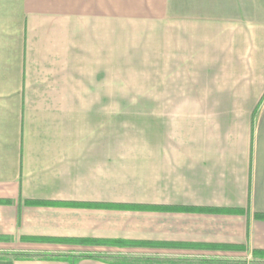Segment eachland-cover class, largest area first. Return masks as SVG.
Returning <instances> with one entry per match:
<instances>
[{
  "label": "crops",
  "instance_id": "0c3cea01",
  "mask_svg": "<svg viewBox=\"0 0 264 264\" xmlns=\"http://www.w3.org/2000/svg\"><path fill=\"white\" fill-rule=\"evenodd\" d=\"M257 216L264 0H0V264H264Z\"/></svg>",
  "mask_w": 264,
  "mask_h": 264
},
{
  "label": "rangeland",
  "instance_id": "374dc122",
  "mask_svg": "<svg viewBox=\"0 0 264 264\" xmlns=\"http://www.w3.org/2000/svg\"><path fill=\"white\" fill-rule=\"evenodd\" d=\"M154 86L153 83H138V82H116V92L119 93H146L153 94ZM167 99L160 98L155 99L153 96L148 97H128V96H116L115 98V106H116V126H121L124 129L125 134H131L133 136L138 132V126L140 122H153L158 119V121H164L165 118L168 117L167 114H140L139 107H153L156 104L165 105L167 104ZM122 129V130H123ZM71 245L61 244L59 248H62L60 251H57V256H66L72 253L73 255L76 253H80L84 257L81 252H72L75 250H71ZM58 248V247H57ZM57 248L52 249L53 252L56 251ZM47 252V251H45ZM55 254V253H54ZM55 254V255H56ZM72 256V255H71ZM86 256V255H85ZM75 257V256H72Z\"/></svg>",
  "mask_w": 264,
  "mask_h": 264
},
{
  "label": "trees",
  "instance_id": "16d2710c",
  "mask_svg": "<svg viewBox=\"0 0 264 264\" xmlns=\"http://www.w3.org/2000/svg\"><path fill=\"white\" fill-rule=\"evenodd\" d=\"M83 206V205H82ZM97 207H100L98 205H95ZM119 209H141V210H167L164 208H144V207H138V208H128V207H117ZM175 210V209H173ZM208 212H212V211H208ZM258 219L264 220V216H257ZM69 242V241H68ZM57 260H63V259H57ZM126 264H153L152 262H146V263H140V262H127Z\"/></svg>",
  "mask_w": 264,
  "mask_h": 264
}]
</instances>
